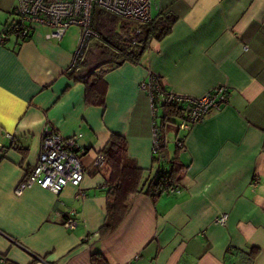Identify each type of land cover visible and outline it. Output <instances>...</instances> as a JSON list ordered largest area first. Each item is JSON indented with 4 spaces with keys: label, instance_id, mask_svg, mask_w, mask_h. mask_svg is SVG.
<instances>
[{
    "label": "crops",
    "instance_id": "crops-1",
    "mask_svg": "<svg viewBox=\"0 0 264 264\" xmlns=\"http://www.w3.org/2000/svg\"><path fill=\"white\" fill-rule=\"evenodd\" d=\"M16 4L0 0V34L17 21ZM158 11L177 17L171 31L138 62L107 70L95 85L101 101H88L84 81L70 74L78 30L54 40L37 28L0 44V264H90L97 252L108 264H264V0H157L152 17ZM149 73L177 95L225 85L226 102L185 133L180 192L129 196L122 221L101 236L109 172L95 158L110 137L125 138L143 179L158 167L159 111L153 117L140 88ZM46 126L64 138L80 134L83 179L59 195L32 185L17 196ZM69 210L77 212L73 230L63 227ZM219 214L224 225L214 222Z\"/></svg>",
    "mask_w": 264,
    "mask_h": 264
},
{
    "label": "built area",
    "instance_id": "built-area-1",
    "mask_svg": "<svg viewBox=\"0 0 264 264\" xmlns=\"http://www.w3.org/2000/svg\"><path fill=\"white\" fill-rule=\"evenodd\" d=\"M94 8L108 11L118 17L136 21L148 22L152 18V9L157 8V0H17L12 11L17 21L8 27H3L0 34V44L8 36L22 41L28 39L37 28H46L45 38L59 40L72 26L78 29L77 47L69 69L76 66L82 59L85 49L92 38L98 37L92 28V15ZM135 33H139L135 29ZM140 88L147 92L153 117L157 112L154 95L158 94L161 103L181 104L182 118L176 123L177 135L175 146L184 149L185 133L196 123L201 122L212 110H219L226 102L227 87L218 85L199 97L162 93L155 83L154 77L149 73L147 82L141 83ZM80 134L64 138L51 127L46 126L41 134V149L35 164L25 173L14 188V194L22 192L37 185L55 195H59L67 185L78 187L83 179L84 167L81 157L85 150L77 144ZM11 138V137H9ZM158 129L155 120L152 122L151 156L158 154ZM103 156L97 154L95 164L101 165ZM254 183L256 180L253 181ZM181 186L172 185L167 189L168 194H176ZM226 214H219L214 222L224 225ZM77 225V212L69 210L63 222L68 230L75 229Z\"/></svg>",
    "mask_w": 264,
    "mask_h": 264
},
{
    "label": "trees",
    "instance_id": "trees-1",
    "mask_svg": "<svg viewBox=\"0 0 264 264\" xmlns=\"http://www.w3.org/2000/svg\"><path fill=\"white\" fill-rule=\"evenodd\" d=\"M176 19L172 12L158 11L148 22L139 23L94 8L92 28L98 37L90 40L82 59L70 69V74L75 80L84 81L87 100L99 98L98 100L101 101L103 94L95 85L102 75L126 61L138 62L152 41L161 40L169 34ZM135 29H138L139 33L136 34ZM91 50H97L92 63L88 58ZM153 77L160 91L168 93L159 83L158 78ZM153 100L157 110L160 109V114H156L159 150L157 156L152 157L158 167L151 177L143 179L142 169L127 156L125 138L119 135H112L98 153L103 156V162L98 166L102 169L106 168L109 172L106 180V218L99 231L101 236L110 234L122 221L129 207V196L145 192L155 198L163 193L168 194L169 186L176 184L181 186L180 179L184 168L177 161L180 149L175 146L173 154H169L166 132L169 123H175L183 117V107L173 102L161 103L158 94L154 95ZM255 254L256 250L253 249L250 253L251 260ZM90 264H108V262L101 253L97 252L91 255Z\"/></svg>",
    "mask_w": 264,
    "mask_h": 264
},
{
    "label": "rangeland",
    "instance_id": "rangeland-1",
    "mask_svg": "<svg viewBox=\"0 0 264 264\" xmlns=\"http://www.w3.org/2000/svg\"><path fill=\"white\" fill-rule=\"evenodd\" d=\"M77 30H78V29H77L76 27L72 26V27L69 28L67 34H68V35L75 34V33H77ZM68 35H67V36H68ZM92 51H93V52H92ZM96 54H97V50H91V51H90V53H89L90 56L88 55V56H89L88 58H89V61H90V62L93 61L94 56H95ZM91 63H92V62H91ZM159 114H160V109H159V113H158V115H159ZM177 121H178V120H176L175 123H177ZM175 123H169V124L167 125V131H168V132H171V131H170L171 129H172V130H175V129H176V124H175ZM168 132H167V133H168Z\"/></svg>",
    "mask_w": 264,
    "mask_h": 264
}]
</instances>
